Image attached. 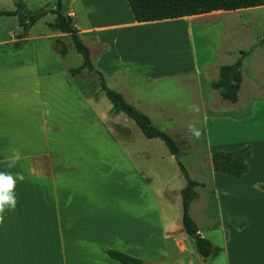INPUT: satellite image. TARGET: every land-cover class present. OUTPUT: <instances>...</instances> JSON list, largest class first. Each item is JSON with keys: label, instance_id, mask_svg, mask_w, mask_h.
Listing matches in <instances>:
<instances>
[{"label": "crops", "instance_id": "1", "mask_svg": "<svg viewBox=\"0 0 264 264\" xmlns=\"http://www.w3.org/2000/svg\"><path fill=\"white\" fill-rule=\"evenodd\" d=\"M72 1L77 3L76 7L62 12L73 17L94 67L106 81H116L119 87L124 85L127 72L133 70L131 65L138 73L143 69L127 60L126 67L117 62L122 57L113 54L112 49L121 30L133 32L138 40L149 45L145 46L147 51H154L153 47H161L164 39H172L166 30L183 18L138 22L126 0ZM215 11L218 10L208 13ZM203 14L187 17L192 21L204 17L199 16ZM157 27L163 30H155ZM16 28L7 29L0 37V171L22 172L25 180L16 185V209L6 211L5 221L0 224V264H121L107 255V249L138 257L143 264H264L262 91L257 88L256 93L249 94V111L241 116L237 101L242 73L237 100L231 102L236 109L234 116L206 115L207 106L219 102L216 89L214 98L202 91L198 101L202 108L199 128L205 130L210 122H225L232 128L236 125L234 132L244 138L233 147L216 145L211 153L244 146L250 150L248 168L240 177L217 172L210 162L211 181L197 180L201 185L195 187L196 196V188H205L204 200L218 209L217 215L205 218L203 227L192 218L201 236L204 229L209 230V237L205 236L213 244L212 253L202 257L191 235L184 232L181 216L176 220L164 217L160 192L140 171L137 156L110 139L103 123L114 120L111 108L107 115L103 113L88 95L87 86L74 83L68 71L71 67L66 64L68 53L60 56L62 62L56 68L42 70L35 44L40 35H30V28L23 47L12 51L8 44L21 31L19 21ZM146 28L150 30L146 32ZM50 29L53 31L43 36L54 38L47 43V55L56 61L59 53L53 42L66 33ZM184 46L165 53H182L187 48ZM188 55L183 58L187 64L194 56L191 48ZM206 58L199 63L194 61V66H176V78L186 82L195 74L198 78L192 82L201 86L202 73L207 75L217 66L214 60ZM149 74L152 78L168 75L159 68ZM207 80L211 85L212 80ZM127 91L130 92L122 89L123 93L128 94ZM44 101L51 109L50 115L44 114ZM141 104L145 106L146 102ZM148 116L152 119L151 114ZM13 149H19L23 158L9 169L5 160ZM217 175L224 180L223 184L217 182Z\"/></svg>", "mask_w": 264, "mask_h": 264}, {"label": "rangeland", "instance_id": "2", "mask_svg": "<svg viewBox=\"0 0 264 264\" xmlns=\"http://www.w3.org/2000/svg\"><path fill=\"white\" fill-rule=\"evenodd\" d=\"M73 2L75 1L62 0V10L66 12L69 7L75 8L77 3ZM123 4L125 8V3ZM54 7L55 0H0V9L16 10L17 12L16 16L0 15V37L7 29L17 30L18 16H27L42 9L49 10ZM221 13H214L209 16H204L205 14L199 15L204 17L192 21L190 17L181 18L166 30L170 33L172 39H164L161 47H153L154 51H147L145 46L148 47L149 45L147 46L143 40H138L133 32L121 30L117 43H114L112 49L113 54L122 57L117 61L120 66H128L126 64L127 60L143 69H141V73H138L137 70H134V65H131L130 67L133 70L127 72L123 86L119 87L117 82L113 80H107V86L120 91L128 102L142 112L148 115L151 114L153 124L172 135L179 142L181 151L184 152L177 157L171 155L160 139L144 137L132 119L126 117L122 112L115 115L111 111L114 120L108 119L107 122L112 124L113 121H118L119 129L121 130L123 127L124 130H128L132 137L130 142L126 143L123 139L124 144H121L107 134L111 140L119 143L122 148L125 147L131 150L129 151L130 155L133 157L137 156L136 162L140 171L153 188L160 192L159 204L167 220H176L181 216L180 190L185 185V178L180 172L177 159L184 164L192 179L211 181V149L216 145L224 148L233 147L241 144L243 142L241 139H244L237 134L238 131L234 132L236 129L233 128L237 127L236 125H233L232 128L231 124L227 125L225 122H210L205 127V130H202V136L199 139L194 138L187 130L186 125L192 120L199 121L197 127L202 124V118H200L202 108H200L199 113H194L189 111L188 105H199L198 101L201 99L202 91L203 95L207 94L211 99L214 98L216 91L211 87L207 79L209 81L217 79V66L234 64L238 59L240 60L238 69H240L243 78L237 101V104L241 107L240 116L249 111L250 101L246 99L249 94L256 93L257 88L263 92L261 96L264 99V5ZM54 18L55 14L48 11L37 19L30 27L31 29L29 28L30 35H40L36 39L35 44L37 60L42 70L56 68L62 62L59 52L56 61L51 59L49 54L47 55V43L54 38L43 36L53 31L48 28L47 24L53 21ZM162 28L157 27L155 30H163ZM166 28L168 27H164V29ZM146 30L148 32L150 29L146 28ZM110 34L109 32L107 36ZM60 36L61 39H58L64 41L68 49L66 64L72 68L77 67L82 62L81 56L75 51L68 34ZM89 44L93 54H95L93 45L91 42ZM183 45L187 48H183L182 53L176 55L166 54L176 51V48L181 49ZM189 48L193 50L194 58L191 57V62L187 64V59L183 58L188 55ZM157 49H161V51H157ZM203 57H207L206 59L210 61L214 60L217 66H214L207 75L202 73L201 86L196 81L192 82V79L197 80L198 78L195 74L190 75L185 80L186 82H181L179 78H176L174 73L179 71L174 69L176 66L182 65V63L184 66H189L190 64L194 66L195 63L193 62L197 63ZM155 68L164 69L168 75L152 78L153 75L149 73H154ZM166 69L170 70L167 71ZM69 75H71L77 85L81 86L83 84V86H87L89 93L88 91L86 92L91 100L98 103L99 109L107 115L108 110L111 108V103L100 91L98 78L86 70L76 75H72L69 72ZM255 85L256 87H254ZM122 89H128L130 92L127 91L128 94L123 93ZM194 91L196 95L193 94ZM197 96H199V99ZM218 100L219 102L216 104L211 103L207 106L206 115L234 116L236 112L235 106L231 105L229 101L221 100L219 97ZM141 102H146L145 106H142ZM159 111L164 114L162 115L163 117L158 113ZM116 128L112 129L116 130ZM217 182H222L221 184H223L224 180H221L217 175ZM204 189L203 187L196 188L198 195L196 196L197 198L192 200L189 212L197 224L202 227L205 225V218L214 217L218 212L214 204L204 200V193L206 192ZM206 195L209 194L207 193ZM207 231L209 230L204 229V236L207 235L209 237V232ZM205 238L207 237L205 236Z\"/></svg>", "mask_w": 264, "mask_h": 264}, {"label": "trees", "instance_id": "3", "mask_svg": "<svg viewBox=\"0 0 264 264\" xmlns=\"http://www.w3.org/2000/svg\"><path fill=\"white\" fill-rule=\"evenodd\" d=\"M134 19L138 22L158 21L163 19H173L208 13L214 10L217 12H228L249 7H261L264 0H126ZM224 10V11H223ZM48 11L55 14L52 22H48V27L58 29L68 34L75 51L81 56L82 62L68 71L72 75L81 73L86 70L88 73L95 75L99 80L100 91L106 96L111 103V111L115 114L124 113L126 117L132 119L140 132L146 138H158L167 147L169 153L177 157L183 154L179 142L169 133L153 124L150 117L128 102L122 93L107 86L104 75L97 70L91 60L90 52L87 45L82 41L74 26L73 17L62 12V0H55V7L49 10L42 9L27 16H18L21 31L16 34L13 43L8 44L12 51H17L26 42V35L29 28ZM0 15H17L16 10H0ZM54 48L61 56L67 53L66 44L56 38L53 43ZM240 65L238 59L234 64H224L218 67V77L211 82V86L218 91L219 97L230 102L237 100L238 92L241 85V71L235 70L234 66ZM107 133L114 140L121 144L131 141V134L128 130H121L116 123L105 121L103 123ZM117 127L116 130L112 128ZM118 129V130H117ZM124 139V140H123ZM250 155L249 146H244L235 150L223 151L215 150L210 154V162L213 170L226 173L234 177L243 175L248 165L247 157ZM180 172L185 178V185L180 190L181 196V224L184 232L188 235L198 232V227L193 221L190 213V203L196 196L195 187L201 185L195 179H192L184 164L177 159ZM234 219V218H233ZM194 240L196 251L202 257H208L213 251V244L205 237L198 235ZM107 255L120 262L121 264H143V260L121 252L115 249H107Z\"/></svg>", "mask_w": 264, "mask_h": 264}, {"label": "clouds", "instance_id": "4", "mask_svg": "<svg viewBox=\"0 0 264 264\" xmlns=\"http://www.w3.org/2000/svg\"><path fill=\"white\" fill-rule=\"evenodd\" d=\"M43 105L44 114L50 115L51 109L47 106V102L44 101ZM188 109L190 112H200V106L197 104L188 105ZM198 124V120H192L186 125L188 132L196 139L202 136V129L197 127ZM22 158V153L19 149H13L11 155L5 160L6 167L9 169L15 168ZM24 180L25 176L22 172L0 171V224H3L5 221L6 211H14L16 209L18 203L15 193L16 185L18 182H23Z\"/></svg>", "mask_w": 264, "mask_h": 264}, {"label": "water", "instance_id": "5", "mask_svg": "<svg viewBox=\"0 0 264 264\" xmlns=\"http://www.w3.org/2000/svg\"><path fill=\"white\" fill-rule=\"evenodd\" d=\"M238 67H239V66L235 65V66H234V69L237 70ZM198 235H200V233H199V232H196L195 234H192L191 237H192V238H195V237L198 236Z\"/></svg>", "mask_w": 264, "mask_h": 264}, {"label": "bare ground", "instance_id": "6", "mask_svg": "<svg viewBox=\"0 0 264 264\" xmlns=\"http://www.w3.org/2000/svg\"><path fill=\"white\" fill-rule=\"evenodd\" d=\"M211 14H213V13H208V14H205L204 16H208V15H211Z\"/></svg>", "mask_w": 264, "mask_h": 264}]
</instances>
